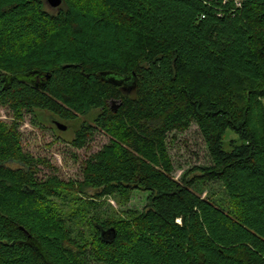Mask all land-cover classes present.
<instances>
[{
	"label": "trees",
	"instance_id": "trees-1",
	"mask_svg": "<svg viewBox=\"0 0 264 264\" xmlns=\"http://www.w3.org/2000/svg\"><path fill=\"white\" fill-rule=\"evenodd\" d=\"M241 1L63 0L50 12L45 0H0V101L61 119L96 109L72 144L111 138L67 185L39 179L16 131L0 128V264H264V0ZM36 69L50 73L43 89H2ZM103 72H135L136 88ZM193 123L211 164L176 179L168 134ZM229 131L239 141L227 150ZM213 181L230 205L200 194ZM135 189L151 193L142 211L102 217V199ZM54 198L79 205L68 215ZM86 211L92 233L74 236Z\"/></svg>",
	"mask_w": 264,
	"mask_h": 264
},
{
	"label": "rangeland",
	"instance_id": "rangeland-1",
	"mask_svg": "<svg viewBox=\"0 0 264 264\" xmlns=\"http://www.w3.org/2000/svg\"><path fill=\"white\" fill-rule=\"evenodd\" d=\"M45 5L50 12H56L63 4L59 7H52L45 0ZM97 113L98 110L94 109L89 114L79 115L77 118L60 120L67 125L65 131L53 124L54 114L52 111L39 108L29 111L24 108H14L9 103L0 101V128L6 126V129L16 131L23 152L35 163V174L39 179L43 181L58 179L68 185L82 181L85 161L111 142V138L106 132L97 130L83 148H77L72 144L77 129L83 123H92L93 116ZM233 140L238 142V136L229 131L225 140L227 150L231 149ZM167 146L175 167L173 176L176 179H182L183 175L189 171H192L190 174L192 177L198 173L195 171L197 167L211 164L207 145L196 123H193L185 131L169 133ZM198 189L203 197L213 198L224 206L231 204L225 194L224 187L218 182H200ZM86 191L87 194L75 191L70 197L73 199L79 195L81 198L82 196L88 198L89 195L95 193L94 189L90 188H87ZM150 195L149 191L135 189L128 202L113 196L106 197L100 202L102 205L99 212L104 219L127 217L128 210L142 211L148 204ZM54 200L57 203V208L68 215L79 205L71 203V201L70 203L69 201L65 202L59 198H54ZM88 214L86 211L82 215L73 216L74 222L71 227L74 236H79L78 234L81 233L86 236L91 235Z\"/></svg>",
	"mask_w": 264,
	"mask_h": 264
},
{
	"label": "water",
	"instance_id": "water-1",
	"mask_svg": "<svg viewBox=\"0 0 264 264\" xmlns=\"http://www.w3.org/2000/svg\"><path fill=\"white\" fill-rule=\"evenodd\" d=\"M47 2L52 6V7H59L61 6L63 0H47ZM43 77L46 78V80H43ZM101 78L110 82H113L114 84L123 86V90L130 93L132 92L137 85V76L136 73H130L129 75H118V74H112L110 72H103L101 73ZM14 79H18L20 81H28L32 84H34L37 87H41L42 89L45 87L46 82L50 79V73H44L40 70H33L28 73L23 74H17V75H10L4 77V81L6 82L5 85L2 87V89H5L9 86L10 82H12ZM1 91V89H0ZM119 104H121L120 100H112L111 101V107L115 111L118 109ZM56 126L61 129L65 130L67 129V125L61 121H56L55 122ZM113 232L115 233V230L113 228H109L108 230L103 232V235L109 234ZM45 259L49 264H51L50 260H48L47 256L45 255Z\"/></svg>",
	"mask_w": 264,
	"mask_h": 264
},
{
	"label": "flooded vegetation",
	"instance_id": "flooded-vegetation-1",
	"mask_svg": "<svg viewBox=\"0 0 264 264\" xmlns=\"http://www.w3.org/2000/svg\"><path fill=\"white\" fill-rule=\"evenodd\" d=\"M123 86H121V88H122ZM60 120H62L60 117H58L57 115H53V118H52V121H53V124H55V122L56 121H60ZM67 130V129H66ZM75 138V137H74ZM15 166H20V165H18L17 163L16 164H14Z\"/></svg>",
	"mask_w": 264,
	"mask_h": 264
},
{
	"label": "built area",
	"instance_id": "built-area-1",
	"mask_svg": "<svg viewBox=\"0 0 264 264\" xmlns=\"http://www.w3.org/2000/svg\"><path fill=\"white\" fill-rule=\"evenodd\" d=\"M237 6L241 7L242 1L241 0H234Z\"/></svg>",
	"mask_w": 264,
	"mask_h": 264
}]
</instances>
